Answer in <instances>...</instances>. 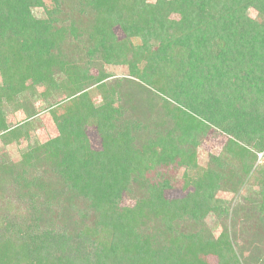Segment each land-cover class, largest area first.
Instances as JSON below:
<instances>
[{
  "label": "trees",
  "instance_id": "16d2710c",
  "mask_svg": "<svg viewBox=\"0 0 264 264\" xmlns=\"http://www.w3.org/2000/svg\"><path fill=\"white\" fill-rule=\"evenodd\" d=\"M0 80V264H264V0H0Z\"/></svg>",
  "mask_w": 264,
  "mask_h": 264
},
{
  "label": "rangeland",
  "instance_id": "374dc122",
  "mask_svg": "<svg viewBox=\"0 0 264 264\" xmlns=\"http://www.w3.org/2000/svg\"><path fill=\"white\" fill-rule=\"evenodd\" d=\"M151 1H155V0H151ZM34 14L37 16V17H39V18H42L43 16H44V13H43V11H41V10H39V9H35L34 10ZM249 14L252 16V17H255L256 16V14L251 10L250 12H249ZM140 42V40L139 39H135L134 40V44H138ZM111 70V69H110ZM112 71V70H111ZM114 74H115V77L114 78H111V80H114V79H121V78H125V76H126V71H125V68H123V67H120V68H116L115 70H114ZM126 78H129V77H126ZM1 81V80H0ZM29 106V105H28ZM39 109H42V108H39ZM43 110V109H42ZM24 117H25V114L23 113V112H19V113H17V114H15V116L14 115H12L11 116V120H12V123L13 124H16L17 122H19V121H21V120H23L24 119ZM46 116L44 115V114H42L39 118H37V119H40V120H38V122L36 123V126H37V130H36V132L35 133H33V140H32V145H35V144H38V143H40L41 141H43L44 140V138L45 137H51L52 135H54V132L48 127V125L46 124L47 122L43 119V118H45ZM214 137H216V136H214ZM214 137H212L213 138V140H214V142L216 143H219V144H221V141H222V138H220V137H217V139L216 138H214ZM90 138H91V140H93V141H95V140H98L99 139V137H98V135L96 134V133H90ZM212 141V140H211ZM27 148V146L26 145H22V146H15V147H10V148H7L5 151L7 152V153H9V155H10V157L11 158H15V159H17L18 157H19V155L22 153V151H24L25 149ZM215 151V150H217L216 149V146L215 147H212V145L211 144H202V147L200 148V157H201V159L203 160V159H205L206 158V156H207V154H208V151ZM259 162L261 163V165H264V159H263V156L262 155H260V157H259ZM180 175V174H179ZM247 189L245 188V189H243V196L244 195H246V191ZM180 193L178 192V191H175V192H170V194H169V197H175V196H177V195H179ZM231 197V196H230ZM229 197V198H230ZM231 198H233V197H231ZM214 223H215V220L213 219V218H211L210 220H209V225L212 227V226H214Z\"/></svg>",
  "mask_w": 264,
  "mask_h": 264
}]
</instances>
